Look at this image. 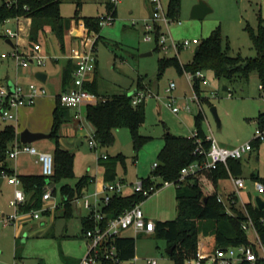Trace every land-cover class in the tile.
Masks as SVG:
<instances>
[{"label":"rangeland","instance_id":"rangeland-1","mask_svg":"<svg viewBox=\"0 0 264 264\" xmlns=\"http://www.w3.org/2000/svg\"><path fill=\"white\" fill-rule=\"evenodd\" d=\"M12 0H0L3 2ZM170 0H161L164 11H168ZM204 2L211 8L204 18H194L192 8L198 2ZM108 0H82L78 6L77 0H63L60 12L70 19V26L65 32L64 46L60 47L57 39L51 35L41 36L40 52L60 56L59 61L48 59L44 66L31 64L28 67H17L16 61L11 56L14 46L25 51L32 50L26 39H11L14 45L6 42L3 35L7 27L16 29V20H10L0 26V84L10 78L15 80L24 69L35 72L45 70L49 79L45 85L47 93L50 87H55L60 81L62 59L68 63L72 61L70 55L75 50L81 51L90 42L96 47V72L97 92L103 98L130 92L134 88L152 91V96L144 100L145 119L138 129L143 137L135 145L129 127H117L112 130L113 140L107 144L91 147L87 136H81L83 144L78 145L73 139L70 144L60 141L61 145L74 153L73 176L56 181V200L60 202L62 195L60 187L65 183H73L81 175L88 173L100 177L98 156L102 153L115 156L121 153L125 162L117 165V178L123 179L125 187L123 194L132 190V183L140 178L148 177L153 171L154 162L164 145V134L170 132L175 135L190 136L196 130L195 114L205 111L209 128L204 117L203 129L205 133L212 134L222 145H238L254 139V130L257 126V113L264 110V90L260 88V79L255 70L250 71L248 79L238 77L229 81L224 76H216L210 68L202 69L206 83L199 80V94L193 87L185 70L179 69L175 64L160 67L163 57H177L179 62L188 63L198 44L182 47L184 40L199 42L218 33L222 39V46L232 56L243 58L254 56L251 32H257L259 27H264V0H180L175 19L169 23L168 29L162 23V31L167 32L179 46L176 53L172 47L161 49L156 41H144V20L149 18L150 4L148 0H120L117 2V15L111 22L101 25L98 32H86L81 28L82 20L76 23V16H103L107 14ZM24 20H19L23 29ZM76 32L77 37L71 36ZM26 37V34H24ZM171 41H168L170 43ZM151 52V54H146ZM5 54L6 56H3ZM61 59V60H60ZM19 68V69H18ZM193 76L195 75L192 74ZM140 79V82H139ZM38 85L42 82L31 78ZM63 81V78H62ZM175 83L174 89L167 93L166 88L170 82ZM139 82V83H138ZM228 87V89H224ZM198 97L199 100L195 98ZM174 99L173 105L181 110L172 111L167 105L168 98ZM188 105L190 111L184 110ZM212 107H216L220 125L213 115ZM251 113H253L251 115ZM256 113V114H255ZM1 121V120H0ZM0 125H4L1 121ZM66 141V140H65ZM33 145L40 151L53 153L56 147V138L49 137L35 141ZM252 172H257L259 177H264V140L258 141V146L242 159L241 176L245 181V188L241 190V197L246 202L255 205V199L264 193L255 189V180ZM94 182L89 184L88 192L93 191ZM220 190L226 195L234 191V182L231 176L221 178L218 182ZM14 197V186L7 180L0 186V210L6 214L14 211L10 200ZM241 198L237 204L242 206ZM60 204V203H59ZM177 200L175 185L165 187L141 202V207L150 219H173L177 214ZM230 212V204H223ZM238 206V207H239ZM38 219H33L27 224L9 223L4 225L0 220V264H65V257L82 258L86 254V241L83 237L82 215L84 209L78 201L71 202L69 212H64V207L47 204ZM136 239V258L134 264H150L149 259H156L157 264H175L167 255L168 243L156 234H133L129 228L124 232ZM251 240L255 235L248 231ZM199 247H205L204 242ZM18 252V257H16ZM203 256V255H202ZM204 257V256H203ZM192 264H198L195 260ZM204 264H212L206 260Z\"/></svg>","mask_w":264,"mask_h":264},{"label":"trees","instance_id":"trees-1","mask_svg":"<svg viewBox=\"0 0 264 264\" xmlns=\"http://www.w3.org/2000/svg\"><path fill=\"white\" fill-rule=\"evenodd\" d=\"M62 1L12 0L3 2L0 5V26L8 20L23 19V29L19 26L21 39L25 41L27 39L30 45L34 46L39 44L41 36L51 34L63 48L65 31L70 28V19L65 18L60 12ZM81 1L77 0L78 6L81 5ZM179 1H169L167 15L171 19H175L177 15ZM107 8L108 11L112 12L113 17H116V6L109 3ZM99 17L76 16L75 19L76 23L81 19L86 28L98 32L100 28ZM77 36V33L74 32L73 37ZM251 36L256 51L254 56L243 58L230 55L222 46L221 36L218 33H212L211 36L198 43L193 57L188 63H180L177 57H163L160 59V67L175 64L179 69L191 72V74L210 68L216 76H224L229 81L238 77L248 79L250 71L255 70L260 79L261 89L264 90V27L260 26L257 32L252 31ZM74 68L75 63L71 60L64 68L62 81L65 85L64 89L71 86ZM97 77L96 74L94 80L91 83L87 82L85 86L98 94L96 89ZM198 83L199 78L194 79L193 87L196 93L199 92ZM144 100L134 105L129 92L104 96L94 104L82 106L81 112L85 123L91 127L97 143H110L113 140L112 130L114 128L129 127L135 145L138 146L143 139L138 129L145 119ZM194 117L197 136L202 141L201 147L207 151L210 147V141L207 140V134L203 129L204 113L199 111ZM73 118L74 111L60 105L58 94L50 131V136L56 138V147L53 151L54 173L50 178L40 174H17L21 179L24 193L27 194V201L22 206L23 210L38 209L42 206V194L47 183L55 184L62 178L66 179L73 176L74 153L62 148L58 142L61 126ZM257 120V124L264 128V112L258 114ZM195 138V136H182L166 132L164 145L158 155V166L153 169L148 177L143 178L146 184L152 182V177L158 178L159 181L175 182L176 217L155 220L154 231V234L167 241L168 247L173 246L172 252L167 253V255L174 260L175 264H186L188 259L197 258L199 253L205 259L209 258L220 247L253 244V240L248 235V230L243 227L248 216L253 221L260 240L264 242V223L261 221V218L264 217V209H259L251 202H246L244 206L238 207V198H236L235 203H231L228 199L232 195L231 193L226 197V202L230 204L229 212L217 199L219 194L218 182L221 178L230 175L241 176L242 158L229 159L227 165L220 163L214 169H204L194 175L186 176L183 180H178L183 167L196 160L204 159V153L195 152L197 146ZM15 141H18V134L13 125H7L0 129V175L3 171L7 174H15L7 165V156ZM258 141L260 140H253L252 150L258 146ZM119 162H125V157L121 153L115 156L108 155L106 159H99L102 181L106 182L117 178ZM251 177L264 183V177H259L255 172H252ZM92 178V176L85 174L80 176L74 184H62L60 187L62 199L57 208L64 207V212H69L72 199L87 189ZM144 199L146 198L139 193L115 195L104 210L109 216H116ZM82 223L84 233L91 226V222L84 215L82 216ZM201 241L205 243L203 248L199 247ZM113 242L118 250V258L121 263L102 259L100 264H134L136 256L135 237L120 235ZM64 260L66 264H75L70 258H64ZM213 264L218 263L215 261ZM238 264H264V258L260 257L254 262L244 260Z\"/></svg>","mask_w":264,"mask_h":264},{"label":"built area","instance_id":"built-area-1","mask_svg":"<svg viewBox=\"0 0 264 264\" xmlns=\"http://www.w3.org/2000/svg\"><path fill=\"white\" fill-rule=\"evenodd\" d=\"M110 4L117 6V2L120 0H108ZM152 6V12L149 18L144 20L143 39L144 41H156V44L161 49H167L172 47L176 53L179 51V45L171 38L167 32L162 31L161 24L163 23L168 29L169 23L172 19L164 11L161 0H148ZM111 11H108L106 15L100 16L98 24L99 26L109 23L113 19ZM10 21V20H8ZM6 21V22H8ZM16 21H19L16 19ZM83 23V22H82ZM84 31L94 32L85 27L84 23L81 26ZM3 35L6 38L16 39L20 42V32L17 29L7 27ZM168 41H171L168 43ZM21 43V42H20ZM95 43V42H94ZM94 43L86 45L81 51L75 50L74 54L70 55L72 61L75 63V68L72 73V85L59 93V102L63 107L71 108L74 111V117L82 119L81 108L87 104H94L98 102L102 97L86 88L85 84L93 81L94 73L96 71L97 58L96 47ZM199 41L194 39L192 41L184 40L180 45L182 47H189L193 44H198ZM32 50L25 51L17 46L11 53V56L16 61L17 66L28 67L31 64H37L44 66L48 59H59L60 56L49 55L40 52V45L36 44L31 47ZM3 56H6L3 54ZM191 80L194 77L203 80L206 83L205 75L201 70L197 71L193 76L188 74ZM175 87V83L172 81L166 88V92H171ZM261 88V86H260ZM47 93L44 85H38L36 82H30L26 88L19 83L12 86L0 85V118L5 121H16L19 109L23 106L34 105L38 96H43ZM152 91H146L144 89L136 88V91L131 95L132 103L134 105L142 102L147 96H152ZM264 98V94H262ZM197 100L198 97L195 96ZM174 99L168 98L167 105L173 112L178 113L181 108L173 105ZM184 110L190 111V107L186 105ZM88 142L91 147L97 145V141L94 134L88 133ZM191 136H195L197 143L195 152L204 153V159L196 160L187 166L183 167L180 171L178 180H183L186 176L194 175L197 172L204 169H214L220 163L227 165L229 159L242 158L246 153L253 149V140H264V128H261L258 124L254 130V139L246 141L242 144H238L232 147L221 145L212 134H207L206 138L210 141V147L207 151H204L201 147V138L197 136L195 130ZM19 151H27L36 156L37 161L41 165L42 175L50 178L54 173V158L51 152L40 151L35 146L30 144H14L13 149L9 151L10 157H15ZM108 154L102 153L98 156L99 159H106ZM158 166L157 162H154L153 169ZM3 177H7L12 183L15 184L14 197L10 200V205L14 211L10 214H6L0 210V220L4 224L9 223H27L33 219H38L41 212L44 211L43 207L47 204L57 206L55 203L53 192L55 185L53 183H47L42 194V206L38 209L23 210L22 206L25 205L27 199L22 188V182L19 176L15 174H7L2 172ZM235 190L228 198L231 203L236 202V198L242 200L241 190L245 188V181L243 177L232 176ZM150 184H146L143 178L138 179L135 183H132V193H139L143 197L148 198L155 192L163 187L174 184V181H158V178L152 177ZM95 182L93 177L90 183ZM123 179L115 178L111 181L102 182L98 184L95 182L93 191L88 192V189H84L79 195L74 197L72 201H78L82 208L86 211V216L91 222V226L83 233L84 238L87 240L86 254L80 259L79 264H100V260H111L116 263H121L118 258V250L114 244V239L120 236L124 230L132 228L133 231L138 233L151 234L155 231V221L147 218L142 207L141 202L135 203L132 207L124 210L122 213L116 216H109L104 208L110 203L111 199L115 195H122L125 187ZM255 189L258 193H264V183L261 181L255 182ZM217 199L222 204H226L227 198L222 194H218ZM241 204L244 206L242 200ZM256 205V204H255ZM264 223V217L261 218ZM246 230H251L255 235L253 244H241L237 246H228L226 248H217L215 254L209 258H204L199 253L197 258L188 259L186 264H192V261H196L198 264H204L206 260L211 261L212 264L217 261L218 264H238L241 261L254 262L258 258H264V242H262L256 232L253 221L248 216V220L243 224ZM255 245V246H254ZM258 249V251H257ZM150 264H157L156 259H149Z\"/></svg>","mask_w":264,"mask_h":264},{"label":"crops","instance_id":"crops-1","mask_svg":"<svg viewBox=\"0 0 264 264\" xmlns=\"http://www.w3.org/2000/svg\"><path fill=\"white\" fill-rule=\"evenodd\" d=\"M108 4H109V1H108L107 5ZM107 5H106V9L108 11ZM149 6H150V12H152V6H151V4ZM16 23H17V21H16ZM18 24H19V21H18V23L16 25V29H17V27L19 29V25ZM70 28H71V26H70ZM73 33L74 32L72 30L71 36H73ZM24 34H26V32ZM54 61H59V60H54ZM62 61L63 62H62V66H61L62 68H61V71H60V81H59V84L57 86L55 85V87L54 86L53 87H50L48 93H46L43 96H38L37 99H36V101H35V103H34V105L21 107L19 109V112H18V116H17L16 121H5V120H2L0 118V120L4 122V125H0V129H3L7 125H13V127L15 128V130H16V132L18 134V141H15L13 143V145L11 146V149L10 150L13 149V146L16 143H18V144H30V145L34 146L33 143L35 141L33 143H23V142L20 141V133L24 129H29L32 132L50 133L51 128H52V122H53V110H54V108L56 106L57 95L62 90H64V86H65L64 83L62 82V78H63L64 68L67 65V62L65 61V59H62ZM17 67H21V66H17ZM38 71H41V70H37L35 72H31L29 69L28 70L24 69L23 71H21V75L19 77H17L15 80H11L10 78H8V79H6L5 82H2L0 85L12 86V85H14L16 83H19V84H22L26 88V86H27L28 83L35 82V81H29L31 78H34V79L38 80L36 78V76H35L36 72H38ZM43 72H45L47 74V78H46V81L45 82H42V85L44 83H46L48 81V79H49V74L47 73V71L43 70ZM71 85H72V82H71ZM44 87H45V85H44ZM202 112L204 113L205 119L207 120V124H209V128H212V126L208 122V119H207L208 116H207L206 112L205 111H202ZM260 112H264V110L260 109L258 111V113H257L256 116H258V114ZM252 114L253 113H251V115ZM81 118L82 119H78V118H75L74 117L71 121L65 122L61 126L60 131H59V139H58V142H59V144H60V146L62 148L67 149L65 146L61 145L60 141H64V142H66V144H70L73 141V139H75V140H77L78 145H82L83 142H82V140H80V138H78V136L79 137H81V136H87L88 133H91L92 132L91 127L87 123H85L84 118H83V115H82ZM256 122L258 123V120ZM223 146H227V145H223ZM232 146H235V145H231V146H227V147H232ZM250 152H248V153H250ZM248 153H246V154H248ZM243 157H242V159H243ZM98 163H99V160H98ZM7 165H8V167L10 169H12L16 174H19V175H32V174H35V175H39L40 174V175H42L41 165L37 161L36 156L33 155V154H31V153H29V152H27V151H19L17 153V155L15 157H13V158L10 157L9 156V153H8V156H7ZM99 172H100V177H98V178L97 177H94V176H92V177L95 178V182L97 181L98 184H101L103 182L101 180V174H102L101 173V167L99 169ZM255 173H257V172H255ZM85 174L90 175L88 173H85ZM85 174H83V175H85ZM230 176L232 177L233 175H230ZM0 177H2V181H1L0 186H2L4 184V181L5 180H7L9 184H11V185L14 186V192H15V184L12 183L7 177H3L2 175H0ZM240 177H242V176H240ZM78 178L75 179V181L73 183H69V184H74L78 180ZM158 181H159V179H158ZM54 185H55V191L53 192V195H54L55 203H56V205L58 207L59 203H61V200H60V202H57V200H56V198H57L56 197L57 196L56 195V184H54ZM94 187H95V184H94ZM167 187H169V186H167ZM88 188H89V186L87 187V189ZM163 188H165V187H163ZM163 188H161V189H163ZM234 188H235V186H234ZM218 189H219V192L218 193H220L222 195H226V193H224V192H222L220 190L219 184H218ZM233 192H230L227 195H229V194H231ZM130 193H132V190L130 192H128L127 194H130ZM175 196H176V194H175ZM26 199H27V194H26ZM243 202H244V204L246 203V201H244V200H243ZM85 214H86V211L84 210V213L81 214V215L84 216ZM146 217L149 218L148 216H146ZM158 220H162V219H158ZM19 224L21 225V224H27V223H19ZM4 225H8V224H4ZM125 231L126 230H124L122 232V234H121L122 236H132L130 234H125L124 233ZM153 233H151V234H153ZM133 234H135L137 236V235H140V234H143V233L136 234L133 231ZM84 239L86 241V249H87V240H86V238H84ZM135 255H136V253H135ZM18 256H19L18 255V252H16V257H18ZM65 258H70L72 260V262H74L75 264H79L80 259H81V258H72V257H65ZM135 258H136V256H135ZM63 261L66 264V262H65L64 259H63Z\"/></svg>","mask_w":264,"mask_h":264},{"label":"water","instance_id":"water-1","mask_svg":"<svg viewBox=\"0 0 264 264\" xmlns=\"http://www.w3.org/2000/svg\"><path fill=\"white\" fill-rule=\"evenodd\" d=\"M210 11H211V8L209 6H207L204 2L200 1L193 6L191 15L194 18H200L201 19V18H204L207 15V13H209ZM6 42L13 45V42L10 38H6ZM146 54H151V52L145 53L144 55H146ZM35 76L41 82H45L46 78H47V74L43 71L36 72ZM194 79H196V77H194ZM224 89L227 90L228 87H224ZM135 91H136V88L131 90L129 92V95H132ZM211 110H212L213 115L215 116V118L218 122V125H220V120H219L218 115H217L216 107H212ZM49 137H50V133L32 132L29 129H24L20 133V141L23 143H33L34 141L44 139V138H49ZM1 181H2V177H0V184H1ZM255 203L259 209H264V199L262 197L257 196L255 199ZM172 249H173V246L169 247L167 249V253L170 254L172 252Z\"/></svg>","mask_w":264,"mask_h":264}]
</instances>
